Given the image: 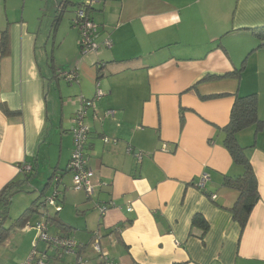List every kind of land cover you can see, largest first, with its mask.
I'll list each match as a JSON object with an SVG mask.
<instances>
[{"label": "crops", "instance_id": "obj_1", "mask_svg": "<svg viewBox=\"0 0 264 264\" xmlns=\"http://www.w3.org/2000/svg\"><path fill=\"white\" fill-rule=\"evenodd\" d=\"M17 1L0 0V41L3 31L9 35V52L0 54V190L24 179L22 165L31 167L24 184L41 177L35 222L46 216L52 235L81 246L76 255L47 264H74L79 257L103 264L89 247L96 231L114 264H264V47L257 49L263 41L251 33L264 28V0H101L89 12L100 27V48L86 55L70 25L79 4L47 0L44 7L51 1L56 11L50 60V39L39 40L26 19V0L19 18L9 20ZM65 16L72 40L57 36ZM70 55L76 64L67 61ZM243 63L241 74L231 75ZM73 70L78 84L57 77ZM97 89L103 96L85 119L87 155L94 179L106 186L87 199L72 190L67 171L70 128L78 98L91 100ZM249 95L257 98L261 125L237 140L246 148L260 198L241 231L230 211L238 193L222 186L224 176H238L241 168L222 146L220 129L235 97ZM106 110L113 116L104 117ZM203 175L208 180L199 189ZM54 177L61 210L53 214L44 203ZM110 201L115 207L101 217L95 205ZM195 215L207 222L206 232L192 225Z\"/></svg>", "mask_w": 264, "mask_h": 264}, {"label": "built area", "instance_id": "obj_2", "mask_svg": "<svg viewBox=\"0 0 264 264\" xmlns=\"http://www.w3.org/2000/svg\"><path fill=\"white\" fill-rule=\"evenodd\" d=\"M99 3H101V0H85L84 3H81L76 7V10L70 20L71 28L75 29L79 35L78 49L81 55L97 52L100 48L98 44V39L100 37L99 27L89 15L90 10H92ZM103 46L110 48V41L108 39H104ZM57 77L60 79L62 78L69 84L79 83L78 72L76 70L68 73H59ZM102 96V92L97 89L95 97L91 100L79 97V107L74 114L72 127L70 128V134L73 139V148L67 166V171L71 175L72 190L74 192H83L87 199L94 197L100 189L106 186V184L102 181L94 179V173L88 165L89 158L87 155V143L89 128L85 124V119L89 110L95 108V102L99 101ZM113 114L114 112L111 110L103 112L104 117L113 116ZM93 117L95 120H102V118L98 115H93ZM103 141L106 144L110 142L107 138L103 139ZM127 152L131 153V149H128ZM135 157L137 162L140 163L142 160V154L136 153ZM21 172L28 174L31 172V167L22 165ZM207 180L208 176L203 175L197 183V187L202 189ZM53 181L55 184L54 192L50 197L46 198L44 204L45 206L53 207L55 211L59 213L60 207L56 205L58 198L59 177H54ZM211 198L214 200L215 196H211ZM95 206L100 216L104 217L111 208L115 207V204L110 201L108 203H97ZM47 221L48 219L46 216H42L40 222H36L33 226H25L26 229L32 227L36 234L32 243V250L27 258L20 264H47L50 258L59 260L64 256H74L81 248L79 244L69 237L49 235ZM102 239L103 236L99 231L94 232L93 239L89 247L101 263L114 264L108 257V254L101 249ZM40 244L44 245L43 250H38V246ZM74 264H85V262H83V260L79 257L76 259Z\"/></svg>", "mask_w": 264, "mask_h": 264}, {"label": "trees", "instance_id": "obj_3", "mask_svg": "<svg viewBox=\"0 0 264 264\" xmlns=\"http://www.w3.org/2000/svg\"><path fill=\"white\" fill-rule=\"evenodd\" d=\"M80 5V4H79ZM65 4L60 5L62 9ZM77 7V6H76ZM64 10L61 12L63 13ZM60 12V14H61ZM60 14H57V21ZM91 17V16H90ZM92 19V18H91ZM96 24V23H95ZM98 27L99 25L96 24ZM99 33L100 27H99ZM253 36H255L261 44L257 49L264 47V28H256L251 30ZM100 38V37H99ZM9 52V35L7 31L1 33L0 41V54L1 56H6ZM244 69V63L240 69L235 73L231 74L233 76H239ZM7 116H16L19 115V112H10L5 110ZM261 125V121L258 118V107H257V98L255 95H249L244 97L236 96L234 103L231 107L229 121L227 125L220 129V132L223 134L222 146L228 151L232 164L236 167L241 168V174L235 177L224 176L222 179V186L232 189L238 193L237 200L233 207L230 209L233 219L239 224L241 231L245 228L247 220L259 201L258 193V183L254 173V170L250 164L249 158L247 157L245 151L246 148L242 147L238 140L237 135L247 128H254L258 130ZM29 174V173H28ZM24 179L14 180L8 183L2 190H0V245L4 243L10 233L14 229L24 228L31 218L36 215V205L27 209L13 224L6 228L5 222L8 219L9 215V206L11 203L12 194L19 191L22 184L27 183L31 175H27ZM51 221V219H50ZM56 222L52 220L51 223ZM192 225L200 227L203 232H206L208 229L207 222L200 216L195 215L192 218ZM62 227V226H59ZM62 230V228H61ZM64 231V230H63Z\"/></svg>", "mask_w": 264, "mask_h": 264}, {"label": "rangeland", "instance_id": "obj_4", "mask_svg": "<svg viewBox=\"0 0 264 264\" xmlns=\"http://www.w3.org/2000/svg\"><path fill=\"white\" fill-rule=\"evenodd\" d=\"M23 1L24 0H19L14 3V7H13L14 11L9 12L8 14L10 21L18 19L21 13L23 12L22 11L24 7ZM46 1L47 0H26L24 12H26L27 14L26 19L35 26L36 31H39V40L45 41L48 38L50 39V41L48 42V53H47V58L50 60V56L52 54V37L54 35L53 30H51V26L55 20L56 11L53 5L54 0H52L53 2L51 1L48 2L47 6L44 7V3ZM69 1L71 3L77 2L78 4L85 2V0H69ZM75 10H76V6L73 8V13ZM70 30L71 28L69 25V21L67 20V16H65L61 26L58 28V34H57L58 38H60V35L62 37L68 35V39L72 40L74 33L71 32ZM67 61L72 62L74 64H76L77 62V60L73 58L72 55L68 56ZM40 178L37 176V174H35L31 179L30 184H23L21 186L22 188L20 187L21 189H19V191L12 194L11 203L8 212L9 217L4 225L6 228H8L11 224H13L15 220H17L27 209L42 202L41 200L42 196H40L41 192L39 191L44 186V183L41 182ZM36 187L39 191L36 189ZM49 208H53V207H47V210L53 213L55 209L52 210ZM36 220H37V216L34 215L32 220L30 221L32 222V224L29 225L33 226L36 223L35 222ZM30 230H32L31 231L32 233H30ZM33 231L35 232V230H33L32 227H29L28 229H26V227L21 229L19 228L14 229L10 233L8 239L0 245V264H16L17 261L21 259V257L25 253L29 255L30 251L32 250V243L29 245L28 241L30 237H33L34 235ZM50 232L49 234L52 235ZM39 249L43 250L44 245L40 244L38 246V250Z\"/></svg>", "mask_w": 264, "mask_h": 264}]
</instances>
